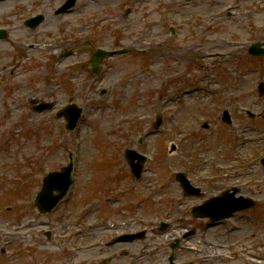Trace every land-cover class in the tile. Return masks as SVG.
<instances>
[{"label":"rangeland","instance_id":"1","mask_svg":"<svg viewBox=\"0 0 264 264\" xmlns=\"http://www.w3.org/2000/svg\"><path fill=\"white\" fill-rule=\"evenodd\" d=\"M40 1L35 9L41 5L49 10L44 9L45 21L35 30L23 25L33 13L29 0L0 1V26L10 32L8 40H0V264H47L63 252H70L72 264H80L82 246L96 242L100 210L95 204L99 199L102 204V196L112 197L114 205L122 207L113 209L114 216L106 211L105 224L121 213L119 217L132 216L136 228L144 227L139 224L142 215H148L154 226L160 220L176 222L171 232L197 228L188 244L194 247L197 264H256L264 259V167L255 162L264 155V119L259 116L253 122L244 112L249 108L264 113V98L256 92V84L264 80V57L249 59L247 52L249 42L264 40V0H243L231 16L225 11L236 0H198L188 6L180 0H131L133 10L126 18L121 15L126 2L94 5L88 0L80 13L60 17L48 0ZM165 2L169 4L163 7ZM257 4V14L245 16L243 10ZM86 12L92 13L84 17ZM197 13L199 24L186 26L187 18L182 16L198 17ZM89 17L87 23L80 22ZM111 17L115 22L109 21ZM152 20L160 25H151ZM171 25L177 31L170 38ZM210 34V43L216 42L210 51L216 56L204 61L197 60L195 51L173 55L175 48L168 44V40L181 45L195 40L201 45ZM71 47H78L77 54L58 63V54ZM95 47H127L131 52L107 58L103 72L91 79L84 65ZM185 87L196 89H188L190 95L182 92ZM32 97L53 101L56 107L35 112ZM70 97L85 112L76 129L66 132L64 121L55 114ZM225 108L233 116L230 125L220 118ZM157 113L164 115L163 126L139 142V136L154 129ZM204 120L210 121L208 128L202 126ZM133 127L136 132L130 135ZM172 141L184 144L186 150L178 146L169 153ZM126 147L148 156L140 182L124 177ZM69 151L78 174L77 191L58 211L39 214L33 195L48 171L67 162ZM186 167L204 168L194 175L198 179L216 174L238 181L241 172L249 174L242 179L241 192L254 197L257 209H250L251 214L239 211L211 227L190 214L182 215L184 222L176 221L191 204L201 202L197 197L184 203L176 200L174 172ZM208 182H200L207 193L220 188V182ZM135 205L140 208L132 213ZM57 215L63 226L71 219L69 238L56 223L54 242L61 251L49 244L53 239L49 242L35 230L49 229L48 222ZM3 249L7 251L2 253Z\"/></svg>","mask_w":264,"mask_h":264},{"label":"flooded vegetation","instance_id":"2","mask_svg":"<svg viewBox=\"0 0 264 264\" xmlns=\"http://www.w3.org/2000/svg\"><path fill=\"white\" fill-rule=\"evenodd\" d=\"M54 1L55 0H48V4H53ZM29 2L31 4L29 6H32L31 9H33L38 3L42 1L29 0ZM40 6H38V9H42ZM50 6L53 7L55 5ZM233 185L234 187L239 188V190L243 188L239 184L233 183ZM204 193L205 192L203 191L202 195ZM190 201H192V199H190ZM106 211H111L113 213V216L115 214L114 210H111L108 205H105L100 209L99 220H101V223L98 222L99 231L96 232V245L91 249L86 246L80 249V264H167L168 257L171 253V240L175 238L174 236L169 237V239L166 240L157 241L155 240V237L158 235H164L163 233H154L150 231L151 227L149 226L136 228L135 221L133 222V220L131 219L132 216L119 217L121 213H118L117 220L111 221L112 218H114L112 217L111 220L109 221L108 219V223L105 224L104 220ZM185 211L186 209L182 213L187 214L188 210L186 212ZM61 220V215L52 217L49 226L56 228V223L59 224L63 233L69 238L72 233L70 225L71 219L64 226L62 225ZM68 228L69 230H67ZM101 228L103 229L101 230ZM143 229H146V231L142 238H139L137 240H129V234L137 233L138 235H142V233H138L137 231ZM54 234V232L51 233V239ZM180 242V247L174 251V260L179 263L194 262L195 264V259L193 257V247L187 245V242H184L183 240H181ZM55 247L59 251H61V249L59 248V244H57L56 242ZM6 251L7 249H3L2 253H5ZM59 256L60 258H55L52 260V262H49L47 264H72L73 260L70 252L68 254H66L65 252L60 253ZM49 257L48 259L51 258Z\"/></svg>","mask_w":264,"mask_h":264},{"label":"water","instance_id":"3","mask_svg":"<svg viewBox=\"0 0 264 264\" xmlns=\"http://www.w3.org/2000/svg\"><path fill=\"white\" fill-rule=\"evenodd\" d=\"M6 36V32L4 30L0 29V38H3ZM101 55L98 57L99 60H101L103 57L107 56V55H111L113 52H108L105 50L100 51ZM251 52L255 53V54H261L264 55V47H262L261 43H257L255 45L252 46L251 48ZM99 60H96L93 64V67L97 68V70H99V66L97 65V63L99 62ZM259 91L261 94H264V83H260L259 85ZM53 105H48L46 108L44 109H48L51 108ZM37 110L41 111L43 109H41V104L39 106L36 107ZM82 109L80 107H76L73 105H68L67 107L61 109L58 112V115H63L65 114L71 121V124L69 126L70 129H73L78 121L79 116L81 115ZM263 164H264V158L262 159ZM73 165L72 163H70L68 166H65L63 168V172H51L49 173L44 180V187L41 190V192L38 194L35 202L38 205V207L43 211H49L51 210L58 202V200L63 196L64 192L66 191V189L68 188V186L70 185L72 179L70 177V171L72 169ZM60 178V180H59ZM53 189H60L61 194L60 195H53L51 194V191ZM239 205H237L234 208H244L247 207L248 205L246 203L243 202H238ZM200 212V211H197ZM197 212H195L194 214H198ZM166 225L163 226V228Z\"/></svg>","mask_w":264,"mask_h":264},{"label":"bare ground","instance_id":"4","mask_svg":"<svg viewBox=\"0 0 264 264\" xmlns=\"http://www.w3.org/2000/svg\"><path fill=\"white\" fill-rule=\"evenodd\" d=\"M48 105H49L48 102L43 100V103H41V109L46 108Z\"/></svg>","mask_w":264,"mask_h":264}]
</instances>
